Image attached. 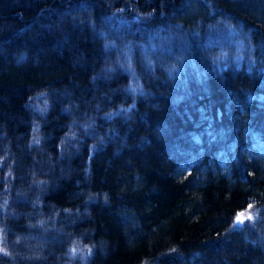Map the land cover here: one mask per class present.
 Listing matches in <instances>:
<instances>
[{"label":"trees","instance_id":"16d2710c","mask_svg":"<svg viewBox=\"0 0 264 264\" xmlns=\"http://www.w3.org/2000/svg\"><path fill=\"white\" fill-rule=\"evenodd\" d=\"M0 264H264V0H0Z\"/></svg>","mask_w":264,"mask_h":264},{"label":"rangeland","instance_id":"374dc122","mask_svg":"<svg viewBox=\"0 0 264 264\" xmlns=\"http://www.w3.org/2000/svg\"><path fill=\"white\" fill-rule=\"evenodd\" d=\"M256 218V212L254 208L247 207L244 211L239 213L236 218H235V225L240 226L243 225L244 223H252Z\"/></svg>","mask_w":264,"mask_h":264}]
</instances>
